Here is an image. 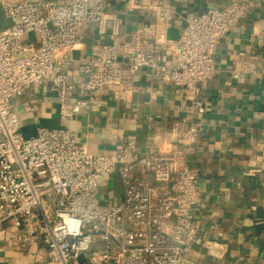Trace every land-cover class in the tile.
<instances>
[{"label": "built area", "instance_id": "built-area-1", "mask_svg": "<svg viewBox=\"0 0 264 264\" xmlns=\"http://www.w3.org/2000/svg\"><path fill=\"white\" fill-rule=\"evenodd\" d=\"M109 1L0 0L10 21L0 29V231L9 228V240L35 248L23 264H186L199 233L193 213L201 203L197 173L185 164L197 121L173 124L171 133L182 144L174 152L155 150L132 160V137L125 136L114 153L90 152L66 120L87 109L104 86L130 88L141 68L158 85L179 86L189 114L203 113L199 88L213 77L216 44L236 27L244 1L188 13L170 39L175 10L166 0H138L154 21L131 31L128 41L111 33L91 57L79 59L71 78L62 69L71 61L64 53L81 42L80 24L104 22ZM159 49L171 50L175 62L161 64ZM29 85L54 93L61 120L38 125L33 135L23 132L11 107L12 97ZM115 168L123 193L117 203H105L98 181Z\"/></svg>", "mask_w": 264, "mask_h": 264}, {"label": "crops", "instance_id": "crops-1", "mask_svg": "<svg viewBox=\"0 0 264 264\" xmlns=\"http://www.w3.org/2000/svg\"><path fill=\"white\" fill-rule=\"evenodd\" d=\"M138 0H110L105 20L80 24L81 42L65 52L63 72L75 78L81 57L118 32L125 41L130 32L154 21V13L137 6ZM175 10L167 36L177 37L190 12L229 0H166ZM245 11L236 27L216 44L214 75L199 88L205 110L189 114L181 88L158 85L145 69L135 74L130 88L104 86L94 92L87 109L66 120L76 140L90 152L114 153L125 136L134 148L129 159L155 150L174 152L180 144L171 133L176 121L198 122L196 140L185 148V164L196 170L200 201L193 207L198 236L186 264H264V0H243ZM10 24L0 8V29ZM33 37V36H32ZM63 55V54H62ZM158 61L169 65L175 56L157 50ZM23 132L32 124L60 123L54 93L43 85L25 86L11 100ZM150 179V174H142ZM123 193L118 168L98 181V196L117 203ZM11 229L0 231V264H23L34 247L21 248Z\"/></svg>", "mask_w": 264, "mask_h": 264}, {"label": "water", "instance_id": "water-1", "mask_svg": "<svg viewBox=\"0 0 264 264\" xmlns=\"http://www.w3.org/2000/svg\"><path fill=\"white\" fill-rule=\"evenodd\" d=\"M38 125L37 124H32V125H29L28 128L29 129H32L30 132L26 133V135H33L35 134V128L37 127Z\"/></svg>", "mask_w": 264, "mask_h": 264}]
</instances>
